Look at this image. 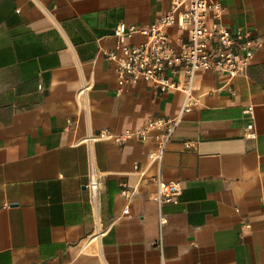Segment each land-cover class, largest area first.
Returning a JSON list of instances; mask_svg holds the SVG:
<instances>
[{
  "label": "crops",
  "instance_id": "1",
  "mask_svg": "<svg viewBox=\"0 0 264 264\" xmlns=\"http://www.w3.org/2000/svg\"><path fill=\"white\" fill-rule=\"evenodd\" d=\"M172 1L0 0V264H264V0H218L224 24L263 46L235 78L196 74L201 103L161 167L181 187L178 203L160 208L153 198L155 140H88L181 108V90L121 88L101 52L114 46L120 21L152 24ZM169 35L176 46L187 39L177 26ZM123 184L136 187L131 199Z\"/></svg>",
  "mask_w": 264,
  "mask_h": 264
},
{
  "label": "built area",
  "instance_id": "2",
  "mask_svg": "<svg viewBox=\"0 0 264 264\" xmlns=\"http://www.w3.org/2000/svg\"><path fill=\"white\" fill-rule=\"evenodd\" d=\"M224 13L225 8L218 0H173L169 10L152 24L120 21L113 33L114 46L101 50L104 57L115 64L121 88L144 81L161 93L181 90L185 94L183 104L175 115L151 116L142 126L127 128L122 133L102 129L88 138L90 142L110 140L116 143H124L132 138L155 140L156 150L149 152L147 159L157 170L148 178L156 185L153 198L160 208L163 204L179 201L181 187L177 182L164 180L161 167L166 149L185 115L201 103V97L194 92L196 74L209 71L235 78L248 70L256 51L263 46V42L253 39L250 32L233 31L225 25ZM173 26H177L182 35L187 34V39L180 38L178 46L173 44L169 35V28ZM136 34L144 36V41L131 43ZM245 112L252 115L253 107L248 106ZM247 134L255 136L253 122L248 123ZM186 145L191 146V143L187 142ZM136 168L139 170L138 165ZM146 173L142 172L143 179ZM101 184L99 172L92 163L87 187L95 205ZM135 192L136 187L123 184L121 193L125 198L131 199ZM129 212L128 206L124 213ZM159 221L161 226L167 223V216L162 211ZM160 246H163L162 242Z\"/></svg>",
  "mask_w": 264,
  "mask_h": 264
}]
</instances>
